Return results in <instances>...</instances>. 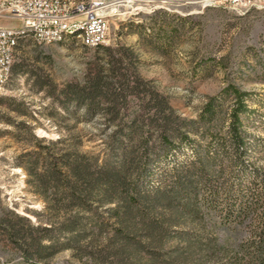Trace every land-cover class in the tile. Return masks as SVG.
<instances>
[{"label":"trees","instance_id":"1","mask_svg":"<svg viewBox=\"0 0 264 264\" xmlns=\"http://www.w3.org/2000/svg\"><path fill=\"white\" fill-rule=\"evenodd\" d=\"M104 48L108 67L97 64L84 81L62 89L85 115L100 113L113 123L105 129L104 153L43 146L24 154L22 165L46 215L28 230V219L11 211L0 218L7 237L40 259L59 246L98 263L144 253L155 260L173 240L183 248L172 258L187 260L198 251L200 261L264 264V177L255 170L249 183L237 178L248 173V94L231 87L229 112L211 96L196 119L184 117L119 55L121 47ZM132 97L146 103L131 110ZM222 123H228L226 136ZM185 149L190 156L180 161ZM163 160L171 166L151 184V164ZM208 211L216 214L210 226Z\"/></svg>","mask_w":264,"mask_h":264},{"label":"rangeland","instance_id":"2","mask_svg":"<svg viewBox=\"0 0 264 264\" xmlns=\"http://www.w3.org/2000/svg\"><path fill=\"white\" fill-rule=\"evenodd\" d=\"M60 1L102 2L99 12L108 23L105 43L88 47L69 40L41 45L31 36L20 38L9 93L0 92V218L13 211L28 219L24 220L28 230L29 224L37 226L44 221L46 203L29 183L22 165L24 154L43 146L55 151L79 148L104 153L105 132L113 123L100 113L85 115L62 92L67 84L84 81L97 64L108 67L104 47H121L119 55L133 62L138 74L167 95L184 117L196 119L211 96H219L229 112L235 97L227 91L235 87L247 93L252 111L244 118L243 127L251 148L245 159L248 173L237 178L249 183L255 170L264 177V0ZM0 25L18 27L22 22L0 18ZM145 103L132 97L128 106L135 110ZM227 124L220 128L225 136ZM189 156L185 149L178 159L185 161ZM170 162L163 160L157 165L153 161L151 184L170 168ZM207 219L208 226L212 225L215 212H209ZM7 230L0 225V264H224L200 261L198 251L187 260L172 258L175 248H183L182 242L173 240L155 260L144 253L136 259L98 263L83 252L59 246L45 259L27 257L19 241L7 237Z\"/></svg>","mask_w":264,"mask_h":264},{"label":"built area","instance_id":"3","mask_svg":"<svg viewBox=\"0 0 264 264\" xmlns=\"http://www.w3.org/2000/svg\"><path fill=\"white\" fill-rule=\"evenodd\" d=\"M103 3L91 1L81 7L62 8L58 4H44V0H9L6 14L0 18H15L21 26L0 25V92L9 93L8 85L12 76V65L17 50L12 49L14 31L24 26H36L41 34V45L55 43L53 33L61 32L62 26L87 25L92 47L96 39H105L108 23L99 10Z\"/></svg>","mask_w":264,"mask_h":264},{"label":"bare ground","instance_id":"4","mask_svg":"<svg viewBox=\"0 0 264 264\" xmlns=\"http://www.w3.org/2000/svg\"><path fill=\"white\" fill-rule=\"evenodd\" d=\"M18 1V0H11ZM85 2L76 4H64L60 0H44V4H58L62 8H75L81 7ZM9 8V0H0V14H6ZM31 36L37 42L41 43V34H37L36 26H24L17 28L14 31V40L12 42V49L17 50L19 40L22 37ZM69 40H75L84 46L92 47V40L89 38V27L87 25H75V26H62L61 32L53 33V41L65 42ZM105 39H96L94 41V47L104 44Z\"/></svg>","mask_w":264,"mask_h":264}]
</instances>
